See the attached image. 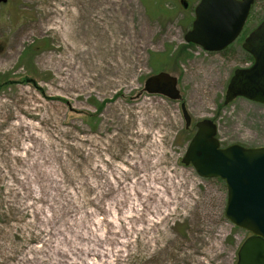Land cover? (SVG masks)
I'll return each instance as SVG.
<instances>
[{
    "label": "rangeland",
    "instance_id": "374dc122",
    "mask_svg": "<svg viewBox=\"0 0 264 264\" xmlns=\"http://www.w3.org/2000/svg\"><path fill=\"white\" fill-rule=\"evenodd\" d=\"M199 1L0 5V264L56 247L94 256L79 250L94 249L93 237L103 239L102 256H119V264H237L250 234L225 214V181L203 178L182 160L194 124L206 119L217 125L223 148L264 147V105L244 98L224 105L234 72L250 59L237 41L222 52L186 43ZM263 19L264 0H257L246 28ZM170 50L181 61L162 71L178 78L182 101L144 91L154 74L151 56ZM181 103L193 119L189 130ZM17 118L33 124L31 141L18 138L24 128ZM27 144L34 154L44 151V167L57 180L37 204L48 224L34 220L14 170ZM174 182H189L190 204L158 214L156 196L146 195L170 198Z\"/></svg>",
    "mask_w": 264,
    "mask_h": 264
},
{
    "label": "water",
    "instance_id": "95a60500",
    "mask_svg": "<svg viewBox=\"0 0 264 264\" xmlns=\"http://www.w3.org/2000/svg\"><path fill=\"white\" fill-rule=\"evenodd\" d=\"M8 0H0V5ZM256 0H200L194 9L187 44L207 52H221L240 36ZM188 7V4L184 5ZM243 49L254 58V64L234 72L228 85L224 105L245 98L264 105V20L245 39ZM178 78L167 72L150 76L144 85L149 95L182 100ZM185 128L192 117L181 104ZM196 133L182 160L203 178L225 181L228 198L225 214L250 236L238 251L237 264H264V147L246 148L234 144L223 148L212 120L195 124Z\"/></svg>",
    "mask_w": 264,
    "mask_h": 264
},
{
    "label": "bare ground",
    "instance_id": "6f19581e",
    "mask_svg": "<svg viewBox=\"0 0 264 264\" xmlns=\"http://www.w3.org/2000/svg\"><path fill=\"white\" fill-rule=\"evenodd\" d=\"M18 122L16 124L17 128L23 127L24 128V134L21 135L20 140L23 139V142L25 141H31L33 138V124L26 123L20 118H17ZM21 150H24L25 155L22 157L23 159V166L19 169H14L17 171V179L18 182H20V186L22 190L25 193V197L27 199H30L33 203L31 205L32 214L34 220L37 221H44L46 224H48L49 220H41L43 217L44 211L41 208H38V203H44L45 202V196L48 194V187L49 183L53 182V186L57 184L56 177L50 173L49 170L44 167L48 159L45 158V153L43 151V155L40 152H34V146L32 145H24ZM16 156H18L16 154ZM189 182L187 183H172L171 187L169 186L167 189V195L170 194V198H164L160 194H153L148 193L146 195V200L150 201V199H153V196H156L155 200H157L159 209L157 210L158 214H161L163 211L161 210V207L164 208H170V206L175 205L176 207H188L190 204V200L192 197L191 192L187 189ZM100 210L102 208L98 206ZM143 215V214H141ZM136 217V216H135ZM141 219V218H139ZM104 220V222L107 220ZM111 223L112 220H108ZM97 224L102 225L100 222ZM125 225L122 224V227ZM52 233V232H51ZM42 234L49 235L48 229H42ZM100 236V235H99ZM86 239L88 237L82 236ZM94 242V249L88 250V249H79L81 253H87V255H91L94 253V256H74L76 255V247L74 246L72 249H70L69 252L65 251L63 248L56 247L54 252H52L48 256H22V258H19L18 263L16 264H113L109 261L110 258H117L115 262L119 264V256H102V251L99 250V248L102 245L101 238L93 237ZM105 241V240H104ZM85 252H84V251ZM107 255V254H105ZM90 258H95L97 261L94 263H91L89 261Z\"/></svg>",
    "mask_w": 264,
    "mask_h": 264
},
{
    "label": "trees",
    "instance_id": "16d2710c",
    "mask_svg": "<svg viewBox=\"0 0 264 264\" xmlns=\"http://www.w3.org/2000/svg\"><path fill=\"white\" fill-rule=\"evenodd\" d=\"M249 32L250 31L248 29H246L243 32L242 36L239 39L240 43H243L244 38H246ZM189 45H191V47L194 46L192 44H189ZM250 58H251V61L253 62V58L251 56ZM174 60L181 61L179 58V52H176L175 50H170L168 52L161 53V54H153L151 56V66L154 69V74L161 72L168 64H170Z\"/></svg>",
    "mask_w": 264,
    "mask_h": 264
},
{
    "label": "flooded vegetation",
    "instance_id": "af4514ba",
    "mask_svg": "<svg viewBox=\"0 0 264 264\" xmlns=\"http://www.w3.org/2000/svg\"><path fill=\"white\" fill-rule=\"evenodd\" d=\"M252 9H253V7H252ZM252 9H251V12H252ZM251 14V13H250ZM250 18V17H249ZM248 22V21H247ZM245 29V28H244ZM242 49H243V47H242ZM245 52V51H244ZM248 54V53H247ZM237 56V55H236ZM249 56V55H248ZM249 59H250V56H249ZM251 60V59H250ZM250 65V64H249Z\"/></svg>",
    "mask_w": 264,
    "mask_h": 264
}]
</instances>
